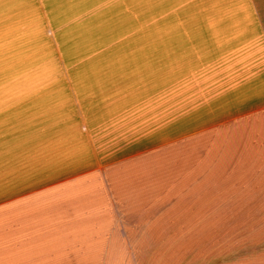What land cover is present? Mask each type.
Wrapping results in <instances>:
<instances>
[{"label":"crops","instance_id":"1","mask_svg":"<svg viewBox=\"0 0 264 264\" xmlns=\"http://www.w3.org/2000/svg\"><path fill=\"white\" fill-rule=\"evenodd\" d=\"M130 1L133 19L113 24L134 33L75 40L86 96L38 115L7 157L0 264H128L192 220L264 217V0ZM110 5L0 0V44L89 27Z\"/></svg>","mask_w":264,"mask_h":264},{"label":"rangeland","instance_id":"2","mask_svg":"<svg viewBox=\"0 0 264 264\" xmlns=\"http://www.w3.org/2000/svg\"><path fill=\"white\" fill-rule=\"evenodd\" d=\"M129 4H124V0H111L109 10L98 13L97 17L94 13L95 16L89 19V27H47L45 32L32 34L34 40L21 47L18 44H0V177L6 176L8 155L12 156L14 150L22 149L28 139L33 142L39 134L40 130L34 128L39 125L34 122L38 120V115H53L57 109L60 112L62 108L56 107V102L69 99L71 94L76 98L86 96L87 92L80 89L86 85V60L73 57L88 50V45L75 42L77 36L81 33L123 34L125 30L126 33H134L133 27L118 28L113 24L119 19H133V12L126 11ZM101 20H106L108 27L96 26ZM97 46L102 44H96L95 49L99 48ZM26 116L35 118L28 123L18 121ZM18 132L24 135L15 136ZM53 177H46L44 183L59 180ZM40 186L44 184L37 181L28 188ZM11 195L18 193L12 192ZM7 197L10 198L5 195L0 202L6 201ZM238 207L239 210L248 208L242 203ZM236 215L237 212L229 211L215 220L218 226L214 220H192L195 226L190 234L176 227L174 234L159 235V249L137 251L136 260H128L127 263L264 264V217L238 219ZM198 223H203L201 229ZM81 229L83 231L84 228Z\"/></svg>","mask_w":264,"mask_h":264}]
</instances>
